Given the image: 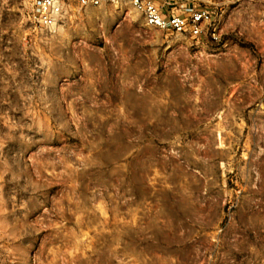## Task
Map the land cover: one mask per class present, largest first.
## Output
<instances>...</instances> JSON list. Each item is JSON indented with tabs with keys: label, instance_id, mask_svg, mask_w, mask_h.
I'll list each match as a JSON object with an SVG mask.
<instances>
[{
	"label": "rangeland",
	"instance_id": "374dc122",
	"mask_svg": "<svg viewBox=\"0 0 264 264\" xmlns=\"http://www.w3.org/2000/svg\"><path fill=\"white\" fill-rule=\"evenodd\" d=\"M184 1L218 40L0 0V264H264V0Z\"/></svg>",
	"mask_w": 264,
	"mask_h": 264
},
{
	"label": "built area",
	"instance_id": "2783aa9c",
	"mask_svg": "<svg viewBox=\"0 0 264 264\" xmlns=\"http://www.w3.org/2000/svg\"><path fill=\"white\" fill-rule=\"evenodd\" d=\"M29 18L44 31L52 32L65 20L72 5L79 8L105 4L132 6L139 11L148 26L169 32L201 38L209 35L219 39L214 12L206 6L192 5L184 0H27Z\"/></svg>",
	"mask_w": 264,
	"mask_h": 264
}]
</instances>
